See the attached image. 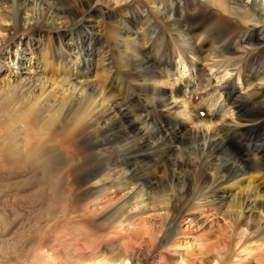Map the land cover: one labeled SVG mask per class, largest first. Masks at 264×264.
Masks as SVG:
<instances>
[{"label":"bare ground","instance_id":"1","mask_svg":"<svg viewBox=\"0 0 264 264\" xmlns=\"http://www.w3.org/2000/svg\"><path fill=\"white\" fill-rule=\"evenodd\" d=\"M247 1L0 0V123L39 125L0 153L43 158L55 201L101 219L119 247L94 264H264V0Z\"/></svg>","mask_w":264,"mask_h":264},{"label":"rangeland","instance_id":"2","mask_svg":"<svg viewBox=\"0 0 264 264\" xmlns=\"http://www.w3.org/2000/svg\"><path fill=\"white\" fill-rule=\"evenodd\" d=\"M144 1L147 2L148 0ZM195 3L206 7V13L217 12V14H221L224 12L223 9H218L213 4L215 3L214 0H192V4ZM247 3L248 1L244 0V4L246 5ZM227 8L228 10L225 14L230 15V17H233L232 15L237 16L235 6L230 5ZM237 17L241 19V15ZM98 22V17H94L91 20L92 24H97ZM241 24L250 28L255 26L260 28L261 26L257 25L255 21L246 18ZM3 47L4 43L1 41L0 50ZM11 65L12 68L19 69L14 64ZM180 71L184 72L186 78L181 76L182 78H179L178 84L185 82L189 78L190 73L187 70L184 71L183 68ZM23 73L27 72L23 70ZM237 85V94L245 95L247 89L243 81H240ZM166 86L168 87V85ZM173 86L177 87L176 84ZM201 92L205 93L196 91L195 96L202 95ZM127 96L129 97V95ZM198 99V97H195L193 102L197 104L200 101ZM222 102H224V98H219V104ZM204 111L207 114V108ZM205 112H203L204 114H199L203 117ZM215 114L217 115V113ZM232 114H234L233 109L226 116ZM194 123H188V125L194 127ZM31 125L34 126V130ZM27 126H31V129ZM37 126L31 120L30 122L26 120L17 123L16 130L18 134L14 139L0 123V143L4 144L5 148H10L14 140L20 141L24 139V147L28 151L36 146V143L33 144V139L38 135L35 133L39 129ZM60 139L59 141L61 142ZM31 144L33 145L31 146ZM65 155L68 159L73 158L72 150L69 153H65ZM44 161L43 158L22 160L16 155L11 157L7 151L0 153V214H5L6 216L3 225L0 221V264H6L8 260L20 264H94L97 261L105 262L113 258L115 251L109 250L115 249V247L118 248L119 243L109 247L106 245L107 241L110 240L109 238L113 236H108L103 226L99 227L100 218L93 215L90 216L87 208L83 204L78 205V203L73 202L70 196L68 199L61 200V203L55 201L54 196L57 187L54 178H51L52 181H50L52 167H50L49 172L44 173L40 169ZM51 164L52 166L57 164L63 167V173L60 176L68 177L70 171L67 170V166L70 162L66 158L53 157ZM228 236L235 240V235L228 234ZM197 237L196 234L187 233L183 234L180 240H183L184 243H189L187 246H191V244L196 242ZM239 241L235 240L237 244ZM77 250H82L84 255L80 256ZM44 251L45 254H43ZM86 254H88L87 257L85 256ZM185 262L187 261L185 260Z\"/></svg>","mask_w":264,"mask_h":264}]
</instances>
